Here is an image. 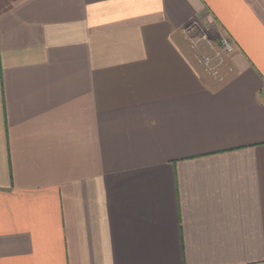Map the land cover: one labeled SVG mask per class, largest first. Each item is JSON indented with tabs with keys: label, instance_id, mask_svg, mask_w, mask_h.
Masks as SVG:
<instances>
[{
	"label": "crops",
	"instance_id": "1",
	"mask_svg": "<svg viewBox=\"0 0 264 264\" xmlns=\"http://www.w3.org/2000/svg\"><path fill=\"white\" fill-rule=\"evenodd\" d=\"M0 264H264V0H0Z\"/></svg>",
	"mask_w": 264,
	"mask_h": 264
},
{
	"label": "rangeland",
	"instance_id": "2",
	"mask_svg": "<svg viewBox=\"0 0 264 264\" xmlns=\"http://www.w3.org/2000/svg\"><path fill=\"white\" fill-rule=\"evenodd\" d=\"M219 39L220 38H216L215 39L216 41L214 40L211 45H208L207 47H205L206 51H203L200 54L199 59H201V57L203 56L212 57L214 59V64L216 66H219V76L214 77V78L217 79L216 80L217 82L221 83V82H224L226 79V77L223 74L225 72V69H228L230 66L231 55L224 54L221 52L220 47H219ZM206 42L208 41H203L202 44H205ZM206 74L208 75V73Z\"/></svg>",
	"mask_w": 264,
	"mask_h": 264
},
{
	"label": "built area",
	"instance_id": "3",
	"mask_svg": "<svg viewBox=\"0 0 264 264\" xmlns=\"http://www.w3.org/2000/svg\"><path fill=\"white\" fill-rule=\"evenodd\" d=\"M204 41H207V37L204 35L202 37ZM219 47L222 53L232 55L235 52V46L227 36H221L219 39ZM201 64L203 65L205 71L213 76H219V66L214 64V59L212 57L203 56L200 59Z\"/></svg>",
	"mask_w": 264,
	"mask_h": 264
}]
</instances>
